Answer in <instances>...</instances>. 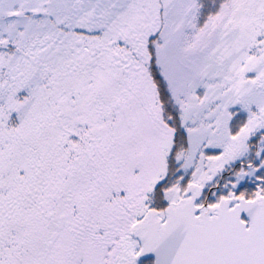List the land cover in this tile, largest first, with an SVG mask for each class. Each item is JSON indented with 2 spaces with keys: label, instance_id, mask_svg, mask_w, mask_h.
<instances>
[{
  "label": "snow or ice",
  "instance_id": "1",
  "mask_svg": "<svg viewBox=\"0 0 264 264\" xmlns=\"http://www.w3.org/2000/svg\"><path fill=\"white\" fill-rule=\"evenodd\" d=\"M0 264H264V0H0Z\"/></svg>",
  "mask_w": 264,
  "mask_h": 264
}]
</instances>
